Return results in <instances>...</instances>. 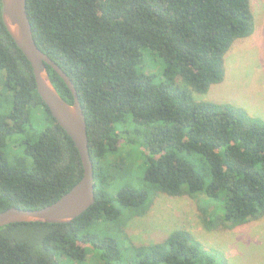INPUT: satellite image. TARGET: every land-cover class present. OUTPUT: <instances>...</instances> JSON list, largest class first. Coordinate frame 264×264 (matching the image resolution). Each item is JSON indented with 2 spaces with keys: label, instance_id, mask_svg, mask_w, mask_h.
I'll list each match as a JSON object with an SVG mask.
<instances>
[{
  "label": "trees",
  "instance_id": "16d2710c",
  "mask_svg": "<svg viewBox=\"0 0 264 264\" xmlns=\"http://www.w3.org/2000/svg\"><path fill=\"white\" fill-rule=\"evenodd\" d=\"M27 11L37 45L73 80L86 113L96 201L70 222L1 226L0 264H230L187 229L138 245L127 220L104 224L146 214L160 194L195 198L210 230L264 216V119L194 97L225 81L227 55L256 33L251 0H27ZM83 172L0 0V211L45 207Z\"/></svg>",
  "mask_w": 264,
  "mask_h": 264
},
{
  "label": "rangeland",
  "instance_id": "374dc122",
  "mask_svg": "<svg viewBox=\"0 0 264 264\" xmlns=\"http://www.w3.org/2000/svg\"><path fill=\"white\" fill-rule=\"evenodd\" d=\"M251 3L256 16V33L237 43L227 55L225 81L213 85L206 94L194 93V97L231 102L264 119V0H251ZM136 159L137 156L133 161ZM202 205L195 198L160 194L146 214L130 221L124 214L119 222L104 225L116 228L127 220L124 228L129 241L138 245L161 241L174 230L187 229L205 245L223 251L230 264H264V216L241 228L225 232L210 230L201 214ZM107 228H102V232L117 233ZM91 260L88 256L84 262L74 264H94L95 260Z\"/></svg>",
  "mask_w": 264,
  "mask_h": 264
},
{
  "label": "water",
  "instance_id": "95a60500",
  "mask_svg": "<svg viewBox=\"0 0 264 264\" xmlns=\"http://www.w3.org/2000/svg\"><path fill=\"white\" fill-rule=\"evenodd\" d=\"M3 19L11 36L30 60L39 94L57 122L74 140L83 163L81 179L55 202L41 208L11 207L0 211V227L15 222H70L96 201L95 174L89 150L87 117L73 80L62 67L37 45L27 0H2ZM47 64L65 80L74 95L68 103L54 86Z\"/></svg>",
  "mask_w": 264,
  "mask_h": 264
}]
</instances>
